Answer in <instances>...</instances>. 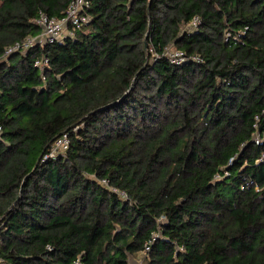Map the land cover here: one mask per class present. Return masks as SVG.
I'll use <instances>...</instances> for the list:
<instances>
[{
  "label": "trees",
  "instance_id": "obj_1",
  "mask_svg": "<svg viewBox=\"0 0 264 264\" xmlns=\"http://www.w3.org/2000/svg\"><path fill=\"white\" fill-rule=\"evenodd\" d=\"M70 2L0 0V264H264V0H91L4 58Z\"/></svg>",
  "mask_w": 264,
  "mask_h": 264
},
{
  "label": "built area",
  "instance_id": "obj_2",
  "mask_svg": "<svg viewBox=\"0 0 264 264\" xmlns=\"http://www.w3.org/2000/svg\"><path fill=\"white\" fill-rule=\"evenodd\" d=\"M91 7V0H71L66 10L65 16L62 19L49 17L44 12H40L38 18L35 20V24L41 29V33L38 36H29L21 42H16L14 45L6 49L4 58L6 59L13 53L26 54L30 49L36 46H46L54 44L55 42L63 41L66 37H74L76 30L81 29L89 23L90 17L88 10ZM200 24L199 18H194L191 26L197 28ZM167 57L172 64L179 65L184 62V55L182 52L176 50L175 52L168 53ZM199 58H195L198 61ZM49 60L47 58H38L34 62V66L41 71L47 66ZM3 129L0 126V138L2 136ZM262 141L259 136L256 140L257 143ZM70 146V138L68 134L61 135L51 146L49 152L45 156L44 160L55 158L59 154H64ZM259 161H264V155ZM105 183V181H104ZM152 241H149L145 245L144 254L150 252ZM73 264H85L81 258H78Z\"/></svg>",
  "mask_w": 264,
  "mask_h": 264
},
{
  "label": "rangeland",
  "instance_id": "obj_3",
  "mask_svg": "<svg viewBox=\"0 0 264 264\" xmlns=\"http://www.w3.org/2000/svg\"><path fill=\"white\" fill-rule=\"evenodd\" d=\"M176 50H177L176 48H174L173 46H170L168 48V53L175 52ZM151 52H152V55H153L154 52L152 50H151ZM124 197H126V196H124ZM129 262H130V264H146L145 255L144 254H138V255H136L134 257H131Z\"/></svg>",
  "mask_w": 264,
  "mask_h": 264
},
{
  "label": "water",
  "instance_id": "obj_4",
  "mask_svg": "<svg viewBox=\"0 0 264 264\" xmlns=\"http://www.w3.org/2000/svg\"><path fill=\"white\" fill-rule=\"evenodd\" d=\"M147 35H146V39H147ZM145 48H147V42L146 41H145ZM42 157H43V154L40 156V158H39V160L37 162V165L41 162ZM18 200L12 205L11 209L15 206V204L18 202Z\"/></svg>",
  "mask_w": 264,
  "mask_h": 264
}]
</instances>
